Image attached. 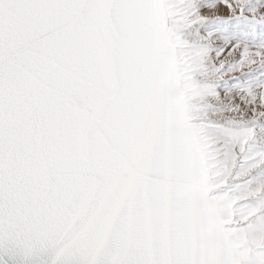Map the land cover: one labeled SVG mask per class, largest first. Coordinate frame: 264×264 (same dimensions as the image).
I'll return each instance as SVG.
<instances>
[{
	"label": "snow or ice",
	"instance_id": "snow-or-ice-1",
	"mask_svg": "<svg viewBox=\"0 0 264 264\" xmlns=\"http://www.w3.org/2000/svg\"><path fill=\"white\" fill-rule=\"evenodd\" d=\"M0 264H264V0H0Z\"/></svg>",
	"mask_w": 264,
	"mask_h": 264
}]
</instances>
